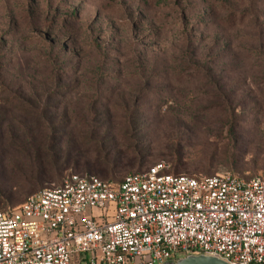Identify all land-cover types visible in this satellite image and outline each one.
Here are the masks:
<instances>
[{"label":"rangeland","instance_id":"rangeland-1","mask_svg":"<svg viewBox=\"0 0 264 264\" xmlns=\"http://www.w3.org/2000/svg\"><path fill=\"white\" fill-rule=\"evenodd\" d=\"M156 161L264 175V0H0V208Z\"/></svg>","mask_w":264,"mask_h":264},{"label":"built area","instance_id":"built-area-1","mask_svg":"<svg viewBox=\"0 0 264 264\" xmlns=\"http://www.w3.org/2000/svg\"><path fill=\"white\" fill-rule=\"evenodd\" d=\"M206 253L264 264V175L173 173L119 180L68 172L0 208V264H158Z\"/></svg>","mask_w":264,"mask_h":264},{"label":"water","instance_id":"water-1","mask_svg":"<svg viewBox=\"0 0 264 264\" xmlns=\"http://www.w3.org/2000/svg\"><path fill=\"white\" fill-rule=\"evenodd\" d=\"M158 264H232L218 256L206 253H187L176 259H165Z\"/></svg>","mask_w":264,"mask_h":264},{"label":"trees","instance_id":"trees-1","mask_svg":"<svg viewBox=\"0 0 264 264\" xmlns=\"http://www.w3.org/2000/svg\"><path fill=\"white\" fill-rule=\"evenodd\" d=\"M51 47H52V44L49 43V44H48V49L50 50ZM153 163H154V162H153ZM151 164H152V163H151ZM138 170H139V169H138ZM168 170H169V169H168ZM133 171H134V170H133ZM169 171H171V170H169ZM68 172H75V171L69 170ZM68 172H67V173H68ZM171 172H173V173H178V172H174V171H171ZM77 173H78V172H77ZM88 173H90V172H85V174H88ZM183 173H187V172H183ZM92 174H95V173H92ZM124 174H125V173H124ZM124 174H123V175H124ZM95 175H97V174H95ZM123 175H122V176H123ZM253 175H254V174H253ZM97 176H99V175H97ZM122 176H121V177H122ZM249 176H250V175H249ZM99 177H101V176H99ZM121 177H120V178H121ZM101 178H105V177H101ZM120 178H119V179H120ZM59 179H60V178H59ZM106 179H109V178H106ZM119 179H115V180H119ZM112 180H113V179H112ZM58 181H59V180H58ZM58 181H57V182H58ZM55 183H56V182H55ZM40 187H41V186H40ZM38 188H39V187H38ZM36 189H37V188H36ZM34 190H35V189H34ZM32 191H33V190H32ZM29 193H30V192H29ZM23 199H24V198H23ZM23 199H22V200H23ZM22 200H21V201H22ZM19 202H20V201H19ZM19 202H18V203H19ZM16 204H17V203H16ZM13 205H15V204H13ZM8 206H11V205H8ZM5 207H6V206H5Z\"/></svg>","mask_w":264,"mask_h":264}]
</instances>
